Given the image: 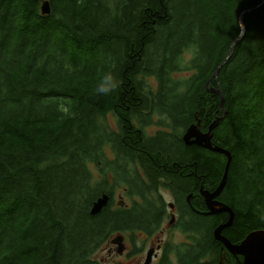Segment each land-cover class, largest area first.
<instances>
[{
    "label": "trees",
    "instance_id": "trees-1",
    "mask_svg": "<svg viewBox=\"0 0 264 264\" xmlns=\"http://www.w3.org/2000/svg\"><path fill=\"white\" fill-rule=\"evenodd\" d=\"M261 1L0 0V264H98L112 234L156 226L160 188L191 210L193 243L173 247L176 264H239L213 236L228 214L204 215L199 193L217 188L227 158L181 137L222 115L209 92L219 88L211 141L231 162L218 200L234 214L222 235L236 244L264 230V5L243 15L208 84L241 13ZM123 184L140 203L112 210L109 198L90 214Z\"/></svg>",
    "mask_w": 264,
    "mask_h": 264
},
{
    "label": "flooded vegetation",
    "instance_id": "flooded-vegetation-1",
    "mask_svg": "<svg viewBox=\"0 0 264 264\" xmlns=\"http://www.w3.org/2000/svg\"><path fill=\"white\" fill-rule=\"evenodd\" d=\"M113 118V129H110L117 133L118 121L117 118L113 114H108ZM135 123V122H134ZM137 126V124H135ZM152 127L153 133H149V128ZM156 127V130H155ZM161 128L158 127V123L154 121L148 127L145 126L144 130L149 135V137H154L158 130ZM187 130V129H186ZM186 130L183 132L185 134ZM199 130V129H198ZM204 133V132H203ZM183 140V139H182ZM111 145H106L105 151L108 159L113 160V153L111 151ZM136 172L138 176L146 182V177L143 173V170L139 163L135 162ZM110 180L113 179V174L110 175ZM124 185V184H123ZM121 185V186H123ZM117 189H113L112 194L109 196L112 200V210L119 209H130L132 207L133 200L137 202H141V197L139 195L134 194L132 197L128 193L127 187L124 185L122 187L121 196L118 194ZM150 194V193H149ZM164 194L170 199L169 202L166 201ZM118 198H126L128 202L126 205L119 204L117 206L115 204V196ZM123 195V196H122ZM156 196L161 197L164 201L165 207L159 222L155 227L151 228L150 231L146 230H136L134 232L129 231H120L118 233L112 234L104 243H108V257L110 260L109 264H144L147 255L151 254L150 264H162L163 262L176 264L178 262V253L173 247L177 244H187L192 245L193 240L191 238L189 225L191 220V210H180L177 205L174 194L169 188L158 189ZM191 196L188 195L185 199L186 203H190ZM172 205L173 207H171ZM205 212H203L204 215ZM173 221V223H171ZM176 233L180 235V242L175 243L173 240L175 238ZM138 239L136 240V238ZM135 243H143L144 246L140 248ZM172 248L174 250H172ZM223 250L227 251L225 248ZM145 255L144 262L143 257ZM239 264L242 262V257L237 258ZM240 259V260H239ZM143 262V263H142Z\"/></svg>",
    "mask_w": 264,
    "mask_h": 264
},
{
    "label": "water",
    "instance_id": "water-1",
    "mask_svg": "<svg viewBox=\"0 0 264 264\" xmlns=\"http://www.w3.org/2000/svg\"><path fill=\"white\" fill-rule=\"evenodd\" d=\"M264 5V0H262L255 8L249 9L241 13L239 18V24L241 28V32L239 37L232 43L229 53L224 60V62L215 70V72L212 74V76L208 80V84L211 82V79L213 77L217 78V75L221 69V67L229 60V57L231 56L232 49L234 48V45L239 42L244 34V25L242 22V17L244 14L251 12L259 7ZM41 14L42 15H48L50 12V5L48 1H44L41 5ZM209 92L212 94H217L220 97V106L222 109V115L218 117L208 128V131L203 133L198 130L199 123L197 125H191L187 128L185 134L183 135V142L185 145H196L198 147H201L203 149L224 155L227 158V162L224 168L222 179L217 186V188L214 191L204 190L200 189V196L203 198L205 206H206V215H216L220 213H227L228 214V220L227 222L219 225L215 228L213 231V236L216 241L221 243L223 245V248H225L232 256L234 257H242V262L240 264H264V230H256L251 233H249L242 241L239 243L233 244L231 243L227 238H225L222 235V231L229 228L232 225L234 214L232 210L225 205L224 203L220 202L218 200V197L222 193L226 181L228 178V171H229V165L231 162V155L230 153L222 149L216 145L212 144L211 138H212V131L217 127L218 123L224 118L225 110H224V100L221 94V91L219 88L217 89H209ZM109 196L103 195L100 198H98L93 204L90 209V214L92 216H95L99 214L103 208H105L108 205ZM173 207L172 205H170ZM173 223V221L171 222ZM151 261V254L149 253L147 255V259L144 264H150Z\"/></svg>",
    "mask_w": 264,
    "mask_h": 264
},
{
    "label": "rangeland",
    "instance_id": "rangeland-1",
    "mask_svg": "<svg viewBox=\"0 0 264 264\" xmlns=\"http://www.w3.org/2000/svg\"><path fill=\"white\" fill-rule=\"evenodd\" d=\"M148 84L149 85H152V84H154L155 82H154V79H149L148 81ZM156 119H157V117H155ZM154 121H156L157 122V120H154ZM113 118L110 116V115H107V117H106V123L113 129ZM109 127V128H110ZM155 130H156V127H155ZM149 133L150 134H152L153 133V129H152V127H150L149 128ZM122 187L123 186H120L118 189H117V192H118V194L121 196V194H122ZM123 196V195H122ZM164 196H165V199H166V201L167 202H169L170 201V199L167 197V195L166 194H164ZM130 202V201H129ZM128 202V199H126L125 197L124 198H118L117 197V195L115 196V204L117 205V206H119V204H122V205H126L127 203H129ZM180 235H178V233H176V235H175V238L173 239L174 241H175V243L177 244V242H180L181 241V238L179 237ZM138 239V237L136 238V240ZM139 248L141 247V246H144V244L143 243H135ZM107 248H108V243H103L100 247H98L95 251H94V253L92 254V260H94L96 263H98V264H109V262H110V260L111 259H109V257H108V252H107ZM144 260H145V255H144V257H143V262H144ZM142 262V263H143Z\"/></svg>",
    "mask_w": 264,
    "mask_h": 264
},
{
    "label": "bare ground",
    "instance_id": "bare-ground-1",
    "mask_svg": "<svg viewBox=\"0 0 264 264\" xmlns=\"http://www.w3.org/2000/svg\"><path fill=\"white\" fill-rule=\"evenodd\" d=\"M200 131V130H199Z\"/></svg>",
    "mask_w": 264,
    "mask_h": 264
}]
</instances>
